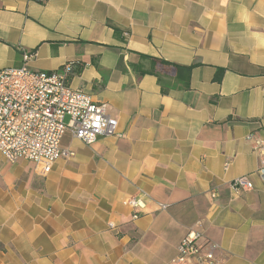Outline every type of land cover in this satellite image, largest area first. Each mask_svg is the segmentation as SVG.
Listing matches in <instances>:
<instances>
[{
    "label": "crops",
    "instance_id": "obj_1",
    "mask_svg": "<svg viewBox=\"0 0 264 264\" xmlns=\"http://www.w3.org/2000/svg\"><path fill=\"white\" fill-rule=\"evenodd\" d=\"M24 53L119 128L47 170L0 151V264H174L193 228L264 264V0H0V69Z\"/></svg>",
    "mask_w": 264,
    "mask_h": 264
},
{
    "label": "built area",
    "instance_id": "obj_2",
    "mask_svg": "<svg viewBox=\"0 0 264 264\" xmlns=\"http://www.w3.org/2000/svg\"><path fill=\"white\" fill-rule=\"evenodd\" d=\"M30 58V54L24 53L22 66L0 69V151L9 162L28 160L47 170L57 160L75 155L62 145L67 132L87 145L102 136L118 134L119 122L108 113L107 104L95 101L90 94L70 84L74 63L61 70L38 71L28 66ZM261 148L264 151V143ZM259 171L264 174L263 157ZM229 186L238 195L252 190L254 183L249 175H243L230 181ZM211 196L217 197L216 190ZM129 203L136 209L133 218H138L139 209L145 204L137 197ZM161 208L166 209L167 205L161 204ZM217 248L201 230L193 228L181 240L172 261L218 264Z\"/></svg>",
    "mask_w": 264,
    "mask_h": 264
},
{
    "label": "trees",
    "instance_id": "obj_3",
    "mask_svg": "<svg viewBox=\"0 0 264 264\" xmlns=\"http://www.w3.org/2000/svg\"><path fill=\"white\" fill-rule=\"evenodd\" d=\"M154 62H156L155 60H154ZM160 63L161 64H163V65H170V63H168V62H165V61H160ZM178 69H185V67L184 68H182L181 66H176ZM222 73H223V70L220 68L219 70H218V72H217V75H216V78L217 79H220L221 78V75H222Z\"/></svg>",
    "mask_w": 264,
    "mask_h": 264
},
{
    "label": "rangeland",
    "instance_id": "obj_4",
    "mask_svg": "<svg viewBox=\"0 0 264 264\" xmlns=\"http://www.w3.org/2000/svg\"><path fill=\"white\" fill-rule=\"evenodd\" d=\"M66 121H68V118H66ZM69 138H70V134L69 133H67L66 135H65V137L63 138V141H62V143H63V145L65 144H68V141H69ZM64 147V146H63ZM68 148V147H67ZM71 149V148H70ZM71 150H73V149H71ZM74 151V150H73ZM75 152V151H74ZM64 159H68V158H64ZM134 198V197H133ZM130 202V201H129Z\"/></svg>",
    "mask_w": 264,
    "mask_h": 264
}]
</instances>
